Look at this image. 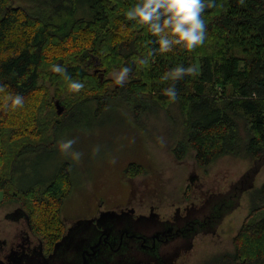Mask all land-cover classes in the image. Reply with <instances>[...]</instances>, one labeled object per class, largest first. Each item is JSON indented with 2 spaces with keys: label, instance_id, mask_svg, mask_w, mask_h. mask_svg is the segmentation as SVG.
<instances>
[{
  "label": "trees",
  "instance_id": "16d2710c",
  "mask_svg": "<svg viewBox=\"0 0 264 264\" xmlns=\"http://www.w3.org/2000/svg\"><path fill=\"white\" fill-rule=\"evenodd\" d=\"M137 2L0 0V203L28 207L34 233L50 248L64 236L63 203L74 183L73 162L50 161V177L44 163L28 174L22 171L26 162L18 159L27 147L54 145L63 119L80 105L93 101L98 116L121 93L165 109L176 104L185 139L172 149L176 158L190 151L204 169L225 155L264 160V0H216L204 13L208 35L203 45L190 52L180 46L155 52L148 67L135 61L158 47L155 37L124 15ZM53 64L84 82V89L71 91L68 81L51 70ZM181 64L197 71L178 81L162 79ZM125 65L132 72L117 94L118 86L109 90L107 76ZM172 83L178 92L174 102L163 93ZM15 94L25 98L22 108L10 107L8 97ZM56 102L64 110L59 115ZM143 109L133 102L132 112ZM17 169L33 176L19 188L12 184ZM145 171L132 162L123 175L132 179ZM248 198L232 250L196 264H264V215L256 217L264 213V179Z\"/></svg>",
  "mask_w": 264,
  "mask_h": 264
},
{
  "label": "rangeland",
  "instance_id": "374dc122",
  "mask_svg": "<svg viewBox=\"0 0 264 264\" xmlns=\"http://www.w3.org/2000/svg\"><path fill=\"white\" fill-rule=\"evenodd\" d=\"M118 73L119 70H115L108 74L107 77L112 79L109 90L118 86L115 83ZM116 89L118 94L120 87ZM134 101L144 106L142 112H132ZM178 114L176 104L165 109L153 101L129 100L127 94L121 93L95 116L91 101L80 105L71 118L63 119L56 130L54 145L43 144L34 150L27 147L18 161L26 162L22 171L28 174H32L36 163H44L46 169H42L50 177L54 176L50 161L59 164L63 159H69L74 163V184L63 203L66 225L78 220L85 222L99 211H111L117 203L125 200L128 183L120 177L119 170L124 171L127 162L141 163L146 170L132 181L138 192L132 203L142 212L143 208L146 211L155 203L162 214L169 216L176 206L188 205L191 201L195 206L218 201L222 215L212 224L215 228L195 233L182 248L174 250L176 255L172 264H196L213 253L232 250L233 238L248 212V192L264 179V160L225 155L204 169L196 164L190 151L182 159L176 158L172 149L180 143L185 144ZM67 140L75 143L64 151L61 144ZM74 152L81 153L79 159L73 157ZM190 173L196 175L194 184L190 183ZM28 174L23 175L17 169L13 186L23 187L22 182L33 177ZM1 198L0 195V201ZM223 200L226 207H222ZM9 203H0V238L13 226L3 217L12 208Z\"/></svg>",
  "mask_w": 264,
  "mask_h": 264
},
{
  "label": "flooded vegetation",
  "instance_id": "af4514ba",
  "mask_svg": "<svg viewBox=\"0 0 264 264\" xmlns=\"http://www.w3.org/2000/svg\"><path fill=\"white\" fill-rule=\"evenodd\" d=\"M119 172L128 183L125 200L116 204L111 215L101 216L99 211L85 222L68 221L64 242L57 248V243L50 248L34 233L28 207L10 202L12 208L3 217L13 226L0 238V264H76L77 260L78 264L81 260L90 264L93 248L95 255L102 257L100 264H172L174 250L182 248L195 233L215 228L212 224L221 218V205L214 200L207 205L195 206L192 201L178 205L169 216L155 203L142 212L132 203L138 193L132 183L136 177L127 179L123 170ZM195 178L190 173L191 184ZM226 206L223 200L222 207Z\"/></svg>",
  "mask_w": 264,
  "mask_h": 264
},
{
  "label": "clouds",
  "instance_id": "9594fccd",
  "mask_svg": "<svg viewBox=\"0 0 264 264\" xmlns=\"http://www.w3.org/2000/svg\"><path fill=\"white\" fill-rule=\"evenodd\" d=\"M215 6L216 0H138L125 11L124 15L127 20L144 25L146 30L155 37L152 43L158 47L149 49L143 58H136L137 66H150V57L155 52L170 53L177 46L190 52L203 45L208 35L204 13L206 9ZM51 70L61 74L68 81V87L71 91L79 92L84 89V82L70 78L67 75V69L61 64H53ZM196 71L194 66L185 67L181 64L166 72L162 79L178 81L184 75L194 74ZM131 72V66L121 67L115 76V83L118 85L125 83ZM163 93L173 102L178 98L175 83L164 88ZM8 99L12 109L22 108L25 103V98L20 94L10 95ZM73 143H75L74 140H67L61 144V148L68 151ZM72 155L79 159L81 153L74 152Z\"/></svg>",
  "mask_w": 264,
  "mask_h": 264
},
{
  "label": "water",
  "instance_id": "95a60500",
  "mask_svg": "<svg viewBox=\"0 0 264 264\" xmlns=\"http://www.w3.org/2000/svg\"><path fill=\"white\" fill-rule=\"evenodd\" d=\"M56 107H57V112L60 114L62 112V107H60L58 105V103L56 102ZM258 160H263V158H259ZM111 212L112 211H107V212H102L101 216L102 215H111ZM105 229V228H104ZM103 229V231H104ZM100 231H102V227H100ZM64 239L65 237L63 236L58 242L57 244L55 245V248H57L59 245H61V243L64 242ZM99 242V241H98ZM91 247H89L90 249ZM89 259H90V264H100V260H102V257L101 256H96L95 255V249L93 248L92 251H91V254L89 256ZM100 259V260H99ZM78 260L76 261V264H78ZM84 261L81 260V263L83 264Z\"/></svg>",
  "mask_w": 264,
  "mask_h": 264
},
{
  "label": "crops",
  "instance_id": "0c3cea01",
  "mask_svg": "<svg viewBox=\"0 0 264 264\" xmlns=\"http://www.w3.org/2000/svg\"><path fill=\"white\" fill-rule=\"evenodd\" d=\"M73 167H74V163H73ZM74 173H75V170H73V172H72L73 180H74Z\"/></svg>",
  "mask_w": 264,
  "mask_h": 264
}]
</instances>
